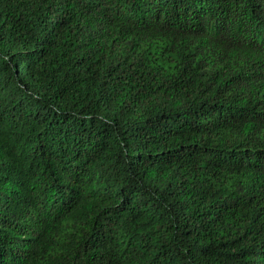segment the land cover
I'll return each instance as SVG.
<instances>
[{"label":"trees","instance_id":"trees-1","mask_svg":"<svg viewBox=\"0 0 264 264\" xmlns=\"http://www.w3.org/2000/svg\"><path fill=\"white\" fill-rule=\"evenodd\" d=\"M0 264H264V0H0Z\"/></svg>","mask_w":264,"mask_h":264}]
</instances>
